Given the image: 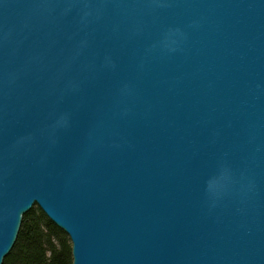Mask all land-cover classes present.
<instances>
[{
  "label": "water",
  "instance_id": "95a60500",
  "mask_svg": "<svg viewBox=\"0 0 264 264\" xmlns=\"http://www.w3.org/2000/svg\"><path fill=\"white\" fill-rule=\"evenodd\" d=\"M33 206L71 264H264V0H0V264Z\"/></svg>",
  "mask_w": 264,
  "mask_h": 264
},
{
  "label": "trees",
  "instance_id": "16d2710c",
  "mask_svg": "<svg viewBox=\"0 0 264 264\" xmlns=\"http://www.w3.org/2000/svg\"><path fill=\"white\" fill-rule=\"evenodd\" d=\"M68 237L38 209L22 217L16 242L3 264H71Z\"/></svg>",
  "mask_w": 264,
  "mask_h": 264
},
{
  "label": "rangeland",
  "instance_id": "374dc122",
  "mask_svg": "<svg viewBox=\"0 0 264 264\" xmlns=\"http://www.w3.org/2000/svg\"><path fill=\"white\" fill-rule=\"evenodd\" d=\"M36 208H38V207H37V206H33V207H32V209H36ZM32 209H31V210H32ZM38 209H39V208H38ZM39 210H40V209H39ZM40 211H41V210H40ZM2 264H3V263H2Z\"/></svg>",
  "mask_w": 264,
  "mask_h": 264
},
{
  "label": "bare ground",
  "instance_id": "6f19581e",
  "mask_svg": "<svg viewBox=\"0 0 264 264\" xmlns=\"http://www.w3.org/2000/svg\"><path fill=\"white\" fill-rule=\"evenodd\" d=\"M64 233V232H63Z\"/></svg>",
  "mask_w": 264,
  "mask_h": 264
}]
</instances>
